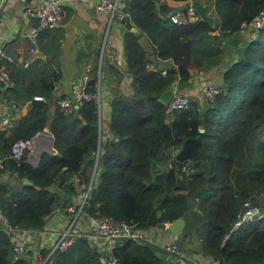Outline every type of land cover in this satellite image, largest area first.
Here are the masks:
<instances>
[{
    "label": "trees",
    "instance_id": "trees-1",
    "mask_svg": "<svg viewBox=\"0 0 264 264\" xmlns=\"http://www.w3.org/2000/svg\"><path fill=\"white\" fill-rule=\"evenodd\" d=\"M200 1L212 5L214 27L199 18L175 24L170 20L172 7L158 0L125 1L134 25L175 68L165 74L149 70L136 33L124 37L126 71L132 80L127 92L116 93L110 101L112 137L103 144L95 100L65 113L61 97L55 96L59 70L49 62L24 67V60L4 51L12 58L4 66L10 83L5 89L1 84L0 91L16 106L29 101L31 107L0 144V159H6L19 181L8 195L7 187L0 186V207L8 225L0 220V264H39L47 257L48 250L35 258L30 252L17 255L11 231H41L48 216L65 210L77 197L72 178L87 190L99 143L100 174L82 206L84 216L107 217L139 229L182 218L183 234L195 235L200 252L220 264H264V26L245 31L249 39L240 31L264 10V0ZM213 31L227 42L215 44L219 35ZM239 40L245 45L234 48ZM227 46L239 52L238 62L231 58L225 66L219 63L225 70L213 101L191 99L186 108L168 110L160 95L167 89L181 90L201 63H218ZM97 85L94 75L87 92L96 93ZM45 129L52 136V153L41 151L35 166L25 157L10 156L16 140H31ZM200 129L194 157L182 168L167 163L170 153ZM191 170L205 172L188 176ZM245 202L257 214L230 231L237 215L247 210ZM85 235L45 264H107L110 259L115 264H172L171 258L157 255L156 244L125 239L103 251Z\"/></svg>",
    "mask_w": 264,
    "mask_h": 264
},
{
    "label": "crops",
    "instance_id": "crops-1",
    "mask_svg": "<svg viewBox=\"0 0 264 264\" xmlns=\"http://www.w3.org/2000/svg\"><path fill=\"white\" fill-rule=\"evenodd\" d=\"M1 1L2 0H0V3ZM31 1L33 0L4 1L0 23V50L12 55L17 59V61H22L29 57L30 62L28 65L35 61L51 63L60 72L59 80L56 83V97L69 95L72 85L78 83L83 75H87L89 78L95 75L97 81L100 78L99 87L97 85V92L100 94L101 99L100 106L98 107V123L100 130L102 131L100 143H105V141H108V139L112 137L108 128L110 101L116 93L119 92L124 94L127 92L131 83H127L123 80L124 71L126 69H124L123 65L117 64L120 60L119 52L116 47H112L106 43V37L112 36L121 40L123 44L122 61L126 63L124 56V37L128 33L132 32L125 31L121 34L117 28H108L110 23H108L107 16L95 8V3L93 1L62 0L63 11L56 27L53 29H42L39 31L36 38L32 40L28 34L30 30L37 25V19L27 17L23 12L24 4ZM118 1L121 7L125 6L126 0ZM158 1L172 7V11L180 9L185 12V9L189 6L191 0ZM241 33L242 38H250V35H248L247 32ZM135 35L149 59V70L159 71L162 74H165L168 70L175 68V65L170 59H162L158 56L155 48L149 42L148 38L141 33L139 29ZM111 41L115 44L114 39ZM33 46L36 47L37 51L31 54L30 49ZM7 63L8 61L0 60V64L3 66ZM206 65V62L201 63L196 69L191 71V75L194 76L197 70H202L204 72L203 67ZM108 76H112V80L108 79ZM6 86L8 85H4L2 89H5ZM217 86L220 87V84ZM193 90L198 92V89L192 86L190 80L181 89V91L185 92V94L193 92ZM13 102L14 101L9 99L8 95L5 96L2 90L0 91V119L1 117H10L11 121L16 123L17 119L24 115L31 107V102L28 101L20 106L17 105V108L13 109L11 107ZM12 128H7V126L0 123V144L4 138L9 136ZM41 133L49 134L47 129ZM43 138H47L46 134H41L35 138V142L38 147L40 144L39 140H42ZM194 154L195 149L190 150V154L188 153L186 156H190L191 160ZM1 158L0 186L5 185L7 187L6 194L8 195L11 193L12 188L18 187L16 185L19 181L14 178L13 170L6 165V159L4 157ZM25 160L32 166L36 164L31 163V161L27 158ZM97 174L99 176L100 172ZM72 179L74 182L75 178ZM21 182L26 181L22 180ZM76 193L78 196V192ZM76 199L77 197L74 198V201ZM70 217L71 213H68V211L62 209L54 211L52 215L47 217L46 223L41 231L36 233L31 232L28 235L29 243L27 245L26 252L33 253L32 257L35 258L43 251H50L51 245L55 243L59 233L63 229V226L66 225L67 219H70ZM90 228L88 218L84 215L80 216L76 227L78 231H81H79V235L86 233L85 236L87 237L89 243L96 246L93 244L94 239L90 233ZM147 230L150 234L149 236H152L153 238V242L150 243L156 244L158 248L162 247L164 244L162 243V239L168 238L171 240L172 238L174 239L175 236L171 232H166L165 234L162 233L164 235L161 238L159 235H156L153 227H150ZM16 233L18 234L19 231H16ZM167 233H169V235H167ZM14 237L15 236L13 235V240L15 239ZM96 242L102 247L101 250H109L106 248V245H103L105 244L103 241L98 240ZM156 253L158 256L169 259L163 250H157ZM191 253L190 254L193 255L200 262V264H220L218 261H215L200 251H197L196 253L191 251ZM46 258L43 259V261H40L39 264H45ZM108 261L105 262L108 264Z\"/></svg>",
    "mask_w": 264,
    "mask_h": 264
},
{
    "label": "built area",
    "instance_id": "built-area-1",
    "mask_svg": "<svg viewBox=\"0 0 264 264\" xmlns=\"http://www.w3.org/2000/svg\"><path fill=\"white\" fill-rule=\"evenodd\" d=\"M80 1H93L95 3V8L106 15L108 18V23L111 20L116 18H122L125 15V12L122 11V7L118 0H80ZM62 0H33L31 2L25 3L23 6V12L27 17H33L37 19V25H35L29 32L28 36L34 40L38 35L39 31L42 29H53L56 27L58 20L61 17L62 13ZM198 16L194 13L192 7L189 6L186 8L185 12L180 9H175L170 14V20L178 25H183L187 19L195 20ZM264 26V10L260 11L250 23H243L241 25L240 31L245 32L251 29H257ZM37 51L36 47L33 46L30 49V53L33 54ZM0 60H5L8 62L12 61L10 55L6 54L4 51L0 50ZM30 62V58L27 57L23 61V65L27 66ZM90 80L89 76L83 75L80 81L76 84L72 85L71 91L69 95L63 96L59 99V105L63 109V111L67 114L72 113L74 109L81 106L84 102L89 100H95L98 105L101 103L100 94L98 92L94 94H90L87 92V83ZM190 83L196 89L202 90V98L204 101H213L215 96L220 93L221 88L217 85L213 84L205 75L202 70L196 72L194 76L191 75ZM10 76L7 69L0 65V85L1 84H9ZM174 94L167 101L168 110H178L186 108L189 105V102L193 98H188L185 95V92L174 88ZM37 99H41V97H36ZM11 107L16 109V104L12 103ZM0 123L7 128H12L14 126V122L11 121L10 117H1ZM35 139L31 140H16L11 148L10 156L15 160H20L23 157L27 158L31 163H36V156L34 154H27V151L33 147L35 144ZM1 164V159H0ZM84 201L78 205H72L67 207L65 211L71 213L70 219H67L66 225L63 226V229L59 233L54 244L51 245L50 251L47 255V258L53 254H56L58 251L65 250L69 247L74 240L79 236V231L76 229L77 221L79 220L82 214V206ZM245 207H248L242 214H238L237 220L234 221L230 231L236 230L241 222L244 219H249L256 213V209L249 207L248 203H244ZM90 222V231L92 238L95 241H103L106 245V248L110 249L114 243L130 239L135 241H145V242H153L152 236H149V232L147 229H139L133 227L125 222L116 221L107 217H99V216H90L87 217ZM0 220L4 223V225L8 226L6 220L4 218L2 209L0 207ZM170 223H164L162 226L153 227L156 235L162 236L166 232H170L169 229ZM152 228V227H151ZM8 230H11L8 227ZM153 230V231H154ZM16 231H19L17 234ZM32 231L30 230H13L11 231V235L13 234L15 237L13 250L17 255H21L26 252L27 245L29 243L28 235ZM161 233V234H160ZM164 233V234H162ZM12 235V237H13ZM229 235V234H228ZM226 235V237L228 236ZM163 249L177 259V264H200V262L191 255L185 249L180 248L178 245L174 243H167L162 246ZM46 258V259H47ZM108 264H115V260L110 259Z\"/></svg>",
    "mask_w": 264,
    "mask_h": 264
},
{
    "label": "water",
    "instance_id": "water-1",
    "mask_svg": "<svg viewBox=\"0 0 264 264\" xmlns=\"http://www.w3.org/2000/svg\"><path fill=\"white\" fill-rule=\"evenodd\" d=\"M4 1L5 0H2L1 3H0V23H1V18H2V8H3V5H4ZM190 6L192 7L194 13L198 16V18L200 20L208 23L211 27L215 26L214 16L210 14V5H209V3H203L200 0H191L190 1ZM122 11L125 12V15L122 18L114 17L111 20L108 28H110V27L117 28L118 31L121 34L124 33L125 31H130L132 33H137L138 32V28L134 25V23L130 19V16L128 14L127 8L125 6L122 7ZM112 39L115 40V44L112 43V41H111ZM106 43L108 45H111L112 47H116L117 48V51L119 52V58H120V60L117 62V64L118 65H123L124 69H126V63L122 61V58H123V44H122L121 40L119 38H116V37L107 36L106 37ZM99 79H98V87L100 85V80ZM108 79L112 80V76H108ZM123 80L126 81L127 83L131 82V76L128 75L126 70L124 71ZM173 94H174V90L173 89H167L160 95L159 100L160 101H169L170 98L173 96ZM99 106L100 105H98V107ZM41 134H46V136H47V138L49 140V143H48L47 147L44 150L52 153L53 152V149H52V146H51V144H52V136L50 134H48V133H39V135H41ZM202 134H203V132L200 131L197 136L191 137V138H186L183 141L182 146L180 147L181 148L180 149L181 152H183L185 154H188V153L190 154V150H194V149L196 150L197 145L201 142ZM39 135H36V137H38ZM99 145H100V143L98 144V149H97V154H96V158H95V163H94V166H93L92 176H91L89 185L87 187V192H86V195H85V199H86V197L88 195V192L90 191V188L92 186L95 187L97 185L98 174L96 173V168H97V161H98ZM177 150L178 149H175V151H177ZM37 153H40V151H38ZM35 156L37 158V160H36V164H37V162H38V154H36ZM184 163H186V160L184 161ZM176 164L180 168H182V166H183V165H181V163L179 161H177ZM204 172H205L204 170H199V171L191 170L190 172L187 173V175L188 176H194V175H197V174H202ZM57 191L63 196H66L68 198L70 197L69 194L62 192L60 189H58ZM184 226H185V221L182 218H178V219H176V220H174V221H172L170 223L169 229H170V232L172 234L179 235L182 232ZM90 233H91V231H90Z\"/></svg>",
    "mask_w": 264,
    "mask_h": 264
},
{
    "label": "rangeland",
    "instance_id": "rangeland-1",
    "mask_svg": "<svg viewBox=\"0 0 264 264\" xmlns=\"http://www.w3.org/2000/svg\"><path fill=\"white\" fill-rule=\"evenodd\" d=\"M204 3H207V2H205V1H203ZM210 12H212V5H210ZM216 22H217V20H216ZM212 34H214V35H219L218 37L220 38H218V40H216L215 41V44H217V45H222L223 44V42H227V37H225V39H221V36L222 35H220V34H218V32L217 31H213V32H211ZM251 38V37H250ZM235 40H237V39H235ZM232 41H234V40H232ZM245 40H239V42L237 41L236 42V44H234L233 45V47L234 48H237V47H239V46H243V45H245ZM224 45V44H223ZM228 48V50L229 51H231L232 50V48H230L231 46H227ZM228 51V53H226L225 52V54L222 56V59L221 60H219V62L218 63H214V65L213 64H208L207 63V65L205 66V67H203V69H204V73H205V75H206V77L213 83V84H215V85H219L220 83H221V80H222V74H223V72H224V70L225 69H223L222 67H221V65L219 64V63H221L222 65H226L227 64V60H230L231 58H235L236 59V61L238 62V58H239V52L238 51H236V50H232L233 52H229ZM235 61V62H236ZM203 65H205V64H203ZM197 71H199V70H197ZM237 90V89H236ZM237 92V91H236ZM185 95H187V97L190 99V98H193V99H198V100H202V102H204V100H203V98H202V90L201 89H199L198 90V92H195L194 90H193V92H189L188 94H185ZM207 104H210V102L208 101V102H206ZM201 130V129H200ZM202 131V130H201ZM40 143V144H39ZM39 147L37 146V144L35 143V144H33V147L31 148V149H29L28 151H27V153H26V155L27 154H34V155H36V154H38V156H39V154L40 153H37L38 151H40L41 152V150H43V149H45L46 147H47V145H48V143H49V140H48V138H45V140H39ZM182 146V145H181ZM180 146V147H181ZM180 147H178L177 149V151H173L172 153H170V156H169V159H168V162L167 163H171L172 161L173 162H177V161H179L180 163H181V165H185L187 162H189L190 161V156H186V154H184V153H182L181 152V148ZM194 157V156H193ZM192 157V158H193ZM186 160V163H184V161ZM183 169H184V171H186V169H185V167H183ZM188 173V172H187ZM74 186H75V190H76V192H78V196H77V199L74 201V199L73 200H70V205L68 206V207H70V206H74V205H77L76 207L78 208V205L81 203V202H85V195H86V192H87V190L85 189V186L84 185H78V183H77V179H75L74 180ZM78 190V191H77ZM75 194H77V193H75ZM76 198V197H75ZM255 214H257V209H256V213ZM255 214H253V216L255 215ZM80 231V230H79ZM81 232V231H80ZM167 235H169V233H167ZM159 237H161V236H159ZM168 239V238H167ZM162 239V243H164L163 245H166L167 243H169V242H171V243H174V244H176V245H178L180 248H182V249H185V250H187L188 252H190L191 253V251L193 252V253H196L197 251H200V248H199V246H197V239H196V236L195 235H185V234H183V232L182 233H180L179 235H175L174 236V239L172 238L171 240L170 239ZM93 244L94 245H96L95 247L97 248V249H102V247L100 246V244H97V242L94 240L93 241ZM161 244V243H160ZM103 245H105V244H103ZM160 250H163V252H165L166 254H167V258H171L170 259V263H172V264H177V259H175L174 257H171V255L169 254V253H167L162 247H160L159 248ZM158 249V250H159ZM49 251V250H48ZM49 253V252H48ZM192 254V253H191ZM43 261V260H42Z\"/></svg>",
    "mask_w": 264,
    "mask_h": 264
},
{
    "label": "bare ground",
    "instance_id": "bare-ground-1",
    "mask_svg": "<svg viewBox=\"0 0 264 264\" xmlns=\"http://www.w3.org/2000/svg\"><path fill=\"white\" fill-rule=\"evenodd\" d=\"M42 140H45L44 138Z\"/></svg>",
    "mask_w": 264,
    "mask_h": 264
}]
</instances>
